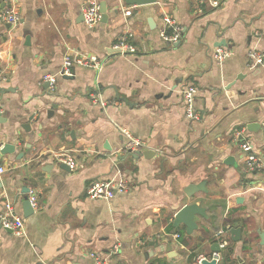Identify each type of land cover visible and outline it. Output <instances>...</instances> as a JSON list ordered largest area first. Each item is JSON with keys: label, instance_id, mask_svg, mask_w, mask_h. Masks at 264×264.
Masks as SVG:
<instances>
[{"label": "crops", "instance_id": "crops-1", "mask_svg": "<svg viewBox=\"0 0 264 264\" xmlns=\"http://www.w3.org/2000/svg\"><path fill=\"white\" fill-rule=\"evenodd\" d=\"M100 1L107 21L90 28L81 20L85 0H0V10L15 4L20 12L15 26L0 22V146L15 147L0 154V214L9 203L24 224L19 236L0 228V264H94L91 254L110 264H197L229 224L241 229L240 240L229 233L217 264H264V171H248L240 147L248 139L264 153V62L251 66L247 56L264 54V0H220L216 8L208 0ZM164 14L181 28L176 45L159 36ZM124 34L133 55L112 52ZM219 40L231 51L221 64L212 57ZM67 50L105 64L46 86ZM187 84L197 89L194 121L184 114ZM95 87L104 110L89 95ZM115 124L150 152L123 155ZM55 151H68L74 165L63 169ZM117 177L127 192L87 198L91 182ZM201 182L202 191L186 196ZM25 190L40 204L28 217ZM192 203L206 218L196 215L197 230L187 235L172 222Z\"/></svg>", "mask_w": 264, "mask_h": 264}, {"label": "built area", "instance_id": "built-area-1", "mask_svg": "<svg viewBox=\"0 0 264 264\" xmlns=\"http://www.w3.org/2000/svg\"><path fill=\"white\" fill-rule=\"evenodd\" d=\"M209 6L216 8L220 4V0H208ZM124 15L129 16L131 9H124ZM81 15L83 22L88 27H94L100 22L101 14L99 11L98 0H85L81 8ZM20 20V12L15 4L0 10V22L15 26ZM159 36L165 42L169 44H176L181 39V28L177 22L168 15L162 16V25L159 30ZM129 36L127 34L121 35L117 42L112 46V50L118 54H135L137 48L129 42ZM231 55L230 49L225 46L215 47L212 52L214 61L221 64L226 58ZM251 66L261 65L264 62V54L256 49H251L247 53ZM105 64V58H101L94 54H85L81 52H75L73 50H67L61 59V64L55 74L45 75L43 82H47L50 87H53L59 77L71 76L76 68L92 69L99 72ZM197 89L193 84L185 85L181 90V98L184 108V114L186 119L194 121L198 119V111L195 109V96ZM92 101L105 109L107 106L106 101L101 98L100 90L95 87L89 92ZM117 131L124 138V144L121 148L123 155H128L130 152H143L147 149V146L136 136H134L126 127L115 124ZM260 127L264 133V120L260 123ZM243 133L239 130L235 133L237 138ZM241 150L245 153L244 165L250 172L264 171V153H258L254 150L250 140L245 139L240 144ZM1 148V146H0ZM54 159L71 168L74 165V161L68 151H55L52 153ZM5 172V168L0 165V175ZM128 184L122 177L109 178L104 180H95L91 182L86 190L85 194L87 198L92 200H111L116 195L127 192ZM27 199L34 211L39 210L40 204L37 200V196L33 192H29ZM1 228L11 231L15 235H22L24 232L23 219L16 215L13 211V206L9 203L4 205L3 211L0 214ZM229 226H225L219 229L215 233V241L218 244L219 251L213 252L208 257H199L197 264L203 259L211 260L215 259L218 263L220 259V252L223 251L228 244ZM172 237L177 238L178 234H172ZM94 264H110L106 258L100 256V254H91Z\"/></svg>", "mask_w": 264, "mask_h": 264}, {"label": "water", "instance_id": "water-1", "mask_svg": "<svg viewBox=\"0 0 264 264\" xmlns=\"http://www.w3.org/2000/svg\"><path fill=\"white\" fill-rule=\"evenodd\" d=\"M157 0H124L125 5L127 6H132V5H147V4H153L156 3ZM99 11L101 14L100 22H106L107 21V14H106V4L104 1L99 2ZM81 20L83 18L81 17ZM178 44V43H177ZM176 45V44H175ZM226 42L224 40H219L216 42L215 46L217 47H222L226 46ZM112 52H115L112 50ZM66 77H71V76H66ZM46 86H49L48 83H46ZM254 125V124H253ZM259 125V124H256ZM28 126L27 124L22 125L23 128ZM15 147L11 143L4 144L3 147L0 149V154L5 153V152H12L14 151ZM150 152L149 150H145L143 152H130L127 156L131 157L132 159L137 160L140 156H146ZM23 154L20 152L17 154L16 158L20 159L22 158ZM61 167L65 170L68 169V167L64 164L61 165ZM204 184L205 182H201L200 184L197 185H188L184 189V193L186 196L190 197L192 194L198 191H202L204 189ZM26 193H28V190H25ZM22 207H23V215L25 217H28L33 214L34 210L31 207L27 196L24 197L23 202H22ZM196 215H199L203 218H206V213H205V208L198 206L196 203L192 204H185L182 206L174 215L172 225L173 227H178L180 224H183L185 226L186 234L191 235L193 231L197 230V224L194 221V217ZM1 228V225H0ZM10 232L9 230H7ZM229 233L231 236V239L233 241H239L240 240V235H241V229L240 228H230ZM260 239H261V244H264V232L259 233ZM211 250L213 252H218V244L214 243ZM200 264H217L215 259L207 260L203 259Z\"/></svg>", "mask_w": 264, "mask_h": 264}, {"label": "trees", "instance_id": "trees-1", "mask_svg": "<svg viewBox=\"0 0 264 264\" xmlns=\"http://www.w3.org/2000/svg\"><path fill=\"white\" fill-rule=\"evenodd\" d=\"M229 227H232V224H229Z\"/></svg>", "mask_w": 264, "mask_h": 264}]
</instances>
